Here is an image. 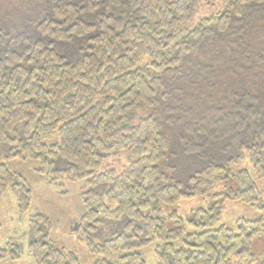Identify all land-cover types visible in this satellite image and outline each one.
Here are the masks:
<instances>
[{
    "label": "trees",
    "instance_id": "1",
    "mask_svg": "<svg viewBox=\"0 0 264 264\" xmlns=\"http://www.w3.org/2000/svg\"><path fill=\"white\" fill-rule=\"evenodd\" d=\"M245 155L264 177V0H0V201L10 190L21 213L30 204L12 159L37 160L48 182L83 180L72 231L117 255L92 264H145L139 249L155 240L157 264H264L263 204L256 220L217 226L227 200L258 199L233 168ZM120 156L127 166L98 171ZM193 197L210 205L162 210ZM30 222L38 263L79 264L45 214ZM7 258L16 244L0 246Z\"/></svg>",
    "mask_w": 264,
    "mask_h": 264
},
{
    "label": "rangeland",
    "instance_id": "2",
    "mask_svg": "<svg viewBox=\"0 0 264 264\" xmlns=\"http://www.w3.org/2000/svg\"><path fill=\"white\" fill-rule=\"evenodd\" d=\"M200 15L199 13L197 18ZM233 153V151H228L225 154V158ZM190 155L182 153L180 157L175 159V164L179 167L178 177L183 182L190 172L189 161L193 159V156ZM128 163L129 161L124 156L108 158L98 171H106L111 168L120 170L122 167L127 166ZM9 164L14 172L22 175L29 183L31 189L30 204L28 209L21 213L17 207L16 198L11 191L7 190L3 193L0 201V246L3 247L10 243L16 244L19 248V258L15 260L2 259L0 264H41L28 252V243L32 239L30 219L37 213H43L48 217L50 239L59 247H64L67 251L74 252L79 264H92L101 258L113 259L117 256L114 254L90 253L86 245L77 240L72 231L76 222L84 213V206L80 198L83 180L69 181L61 179L57 182H48L43 175L35 170L39 166L38 161L35 159H12ZM233 168L234 170L248 169L258 189V199L253 205L240 200H227L224 203L217 226L225 225L235 230L238 219L256 220L261 216L262 209L259 205H264V177L256 178L254 176L251 163L246 155ZM209 205L210 198L193 197L182 199L174 204H164L162 205V210L166 214L176 211L180 217L184 218L191 209L207 208ZM103 236L106 237L107 234L95 236V240L99 241ZM157 243L158 240H155L139 249L145 264H157L154 254V248ZM175 246H180V241L176 242ZM253 252L256 255L264 256V238L259 237L254 240Z\"/></svg>",
    "mask_w": 264,
    "mask_h": 264
}]
</instances>
